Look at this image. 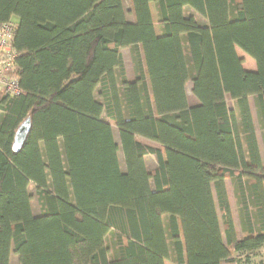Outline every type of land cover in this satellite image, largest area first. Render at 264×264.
Returning <instances> with one entry per match:
<instances>
[{
    "label": "trees",
    "instance_id": "1",
    "mask_svg": "<svg viewBox=\"0 0 264 264\" xmlns=\"http://www.w3.org/2000/svg\"><path fill=\"white\" fill-rule=\"evenodd\" d=\"M128 1L131 22L121 0H0V26L16 18L21 89L0 93V264L11 250L18 264H165L171 253L174 264H237L264 245V164L248 101L264 148V0ZM236 49L256 71L244 70Z\"/></svg>",
    "mask_w": 264,
    "mask_h": 264
},
{
    "label": "rangeland",
    "instance_id": "2",
    "mask_svg": "<svg viewBox=\"0 0 264 264\" xmlns=\"http://www.w3.org/2000/svg\"><path fill=\"white\" fill-rule=\"evenodd\" d=\"M122 1H123V4H124L123 8H124V11L126 13V20L128 22H131V16L129 14V8H130L129 7V1L128 0H122ZM150 8L152 10V16H153V21H154V26H155L156 33H159V28H158V25H157L153 4L150 5ZM190 11H192V9L187 8L186 11H185L186 15H189ZM197 22L201 26L207 25V21L204 18H202L201 16H199V15H197ZM236 52H237L238 57L240 59H242L244 70L250 72L252 69H249L247 67V62H249L251 60V58L249 56H247L245 53H243L239 49H236ZM124 54H125V59H127L126 66H127L128 71L129 72L131 71V72L134 73L130 50L129 51L128 50L125 51ZM252 62H254V61H252ZM191 79H192V77L190 78V81H189V84H188V86H190V87H189V89H187V94H188L189 98L192 100V97H191L192 96V94H191V88H192V83L191 82L192 81H191ZM95 97H96V99L98 98L97 96H95ZM227 104H228L229 107H233V105H234V103L230 99H227ZM249 104H250L251 109H252V119L254 120V124H255V129L254 130H256V133H255L256 134V139L258 140L257 142H259L258 143V149H259V153H260L262 162L264 164V148H263V143H262V140H261V134H260L259 126H258V121H257L256 113H255V108H254V105H253V99H251V98L249 99ZM0 116H1V114H0ZM103 118H104V116H103ZM112 129H113V132H114V135H113L114 141L116 143H119L118 142V131L114 127ZM138 140L142 141L141 139H138ZM142 142L145 143L144 141H142ZM149 159L152 160V161H155V159L153 157H150ZM118 160H119V164H120V167H121V171H124L123 157H122V154H121L120 150L118 152ZM146 165L148 167H150L149 161H147ZM226 184L228 186V189L230 190V185H229L230 182L228 180H227ZM28 192L31 195V209H32L33 215L37 216L39 214V206H38V202H37L36 195H35V187H34V185H32V184L29 185ZM226 195H227V192H226ZM233 197H234V195H233ZM227 199H228V197H227ZM228 203H229V199H228ZM230 209H231V207H230ZM231 216H232L233 224H235L234 228H236L238 235H240L239 216H238L236 210L235 211H231ZM105 244H106V246H107V248H108V250L110 252V258H112V256L114 255L113 252L115 250V240H114L112 232H109L107 234V236L105 238ZM237 259H239L237 264H260L261 262L263 264V262H264V245L259 250L255 251L254 253H249V255H241V256L237 257ZM9 260H10L9 261L10 264H18L17 257L13 254L12 250H11V253H10ZM173 260H174V254L171 253L168 261L165 264H172L171 261L173 262Z\"/></svg>",
    "mask_w": 264,
    "mask_h": 264
},
{
    "label": "built area",
    "instance_id": "3",
    "mask_svg": "<svg viewBox=\"0 0 264 264\" xmlns=\"http://www.w3.org/2000/svg\"><path fill=\"white\" fill-rule=\"evenodd\" d=\"M15 22L8 21L0 26V93L18 97L21 93L18 80L13 76L16 52L10 48Z\"/></svg>",
    "mask_w": 264,
    "mask_h": 264
},
{
    "label": "crops",
    "instance_id": "4",
    "mask_svg": "<svg viewBox=\"0 0 264 264\" xmlns=\"http://www.w3.org/2000/svg\"><path fill=\"white\" fill-rule=\"evenodd\" d=\"M121 2H122V6H124V4H123V1L121 0ZM130 5V4H129ZM151 5V4H150ZM154 6V5H153ZM186 9L187 8H185V11H186ZM150 11H151V15H152V10H151V8H150ZM154 11H155V9H154ZM189 15H192V16H194L196 19H197V14H195L193 11H190L189 12ZM155 16H156V14H155ZM152 19H153V16H152ZM12 21H14V22H16V18H13V20ZM154 22V21H153ZM154 29H155V26H154ZM155 33H156V30H155ZM156 34H159V33H156ZM129 51V48H124V49H122L121 50V55H122V59H123V63H124V70H125V75H126V79H127V81L129 82V83H133L134 81H135V75H134V73L133 72H129L128 71V69H127V66H126V62H127V59H125V54H124V52L125 51ZM252 60V59H251ZM249 61V62H247V67L249 68V69H252L250 72H254V71H256V66H255V62H252V61ZM187 66H188V68H189V73L191 74V76L190 77H192V75H193V69H191V67H190V62L187 60ZM254 67V68H253ZM190 81V80H189ZM189 81H187V83L185 84V93H186V97H187V101H188V105L190 106V107H195L196 105H198V101L196 100V98L193 96V94H192V88H191V94H192V100L189 98V96H188V94H187V89H189V87L190 86H188V84H189ZM192 83V82H191ZM97 93V90H96V92H95V94ZM251 98V97H250ZM249 98V99H250ZM252 99V98H251ZM249 101V100H248ZM249 107H250V111H251V114H252V109H251V106H250V104H249ZM253 123H254V120H253ZM254 129H255V124H254ZM255 133H256V130H255ZM113 135H114V132H113ZM138 139H141V138H136V140L138 141V142H141L142 144H144V145H147V146H150V147H154V148H156L157 147V145H155L154 143H152V142H150V141H147V140H144V139H141L142 141H144L145 143H143L142 141H140V140H138ZM258 141V140H257ZM118 142H119V135H118ZM259 143V142H258ZM118 145H119V143H117ZM122 154V153H121ZM123 157V156H122ZM150 157H153L154 159H155V156H153V155H148V156H146L145 158H144V161H145V165H146V163H147V161H149V165H150V167H148L147 165H146V169L150 172L151 170H153L154 168H156V165H157V163H156V159H155V161H152V160H150L149 158ZM229 182H230V180H228ZM226 182H227V180H225V189H226V192H227V197H228V199H229V207H231V211H235L236 210V205H235V200H234V197H233V191H232V185H231V182H230V190L228 189V186H227V184H226ZM232 198V199H231ZM215 202H216V200H215ZM216 211H217V213H218V217H219V222L221 223V221H220V212H219V209H218V207L216 206ZM236 212H237V210H236ZM234 227H235V224H234ZM235 229V233H236V236L239 238V239H241V231H240V235H238V233H237V230H236V228H234ZM171 263L172 264H174L172 261H171Z\"/></svg>",
    "mask_w": 264,
    "mask_h": 264
},
{
    "label": "water",
    "instance_id": "5",
    "mask_svg": "<svg viewBox=\"0 0 264 264\" xmlns=\"http://www.w3.org/2000/svg\"><path fill=\"white\" fill-rule=\"evenodd\" d=\"M30 118H26L16 129L13 143H12V150L13 152H18L22 147L29 131H30Z\"/></svg>",
    "mask_w": 264,
    "mask_h": 264
}]
</instances>
